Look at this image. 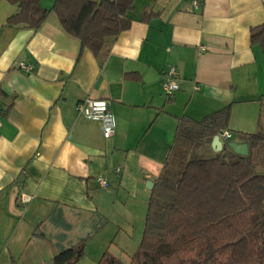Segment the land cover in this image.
<instances>
[{
  "label": "crops",
  "instance_id": "0c3cea01",
  "mask_svg": "<svg viewBox=\"0 0 264 264\" xmlns=\"http://www.w3.org/2000/svg\"><path fill=\"white\" fill-rule=\"evenodd\" d=\"M193 1L134 0L128 29L94 55L54 12L36 30L4 26L18 8L0 0V264H50L81 240L78 264H96L106 250L125 262L139 246L154 180L195 155L172 150L181 118L229 106L222 146L248 149L241 135L264 133V54L249 38L264 22V0ZM170 67L178 89L167 96L160 79ZM87 97L108 102L111 137L75 111ZM213 137L197 149L204 157L221 151Z\"/></svg>",
  "mask_w": 264,
  "mask_h": 264
},
{
  "label": "trees",
  "instance_id": "16d2710c",
  "mask_svg": "<svg viewBox=\"0 0 264 264\" xmlns=\"http://www.w3.org/2000/svg\"><path fill=\"white\" fill-rule=\"evenodd\" d=\"M7 1L18 9L4 26L36 30L54 12L80 51L97 55L128 29L126 12L134 0H53L50 8L40 0ZM249 38L264 54V22L250 28ZM228 116L225 106L200 120L181 118L172 150L199 149L204 137L227 127ZM241 136L248 142L246 155L224 144L215 156H190L175 175L162 172L150 191L137 250L127 262L106 250L96 264H264V174L255 171L251 152L264 136ZM84 247L81 240L55 253L50 264H78Z\"/></svg>",
  "mask_w": 264,
  "mask_h": 264
},
{
  "label": "built area",
  "instance_id": "2783aa9c",
  "mask_svg": "<svg viewBox=\"0 0 264 264\" xmlns=\"http://www.w3.org/2000/svg\"><path fill=\"white\" fill-rule=\"evenodd\" d=\"M197 3L198 2L196 0L193 1L194 5H197ZM17 66L18 68L26 72L30 71L31 69V65L21 61L17 63ZM176 75V69L174 67H170L161 76L160 84L163 89V92L167 96L171 95L174 91L178 89V84L175 81ZM74 109L78 114L88 119L99 121L101 133L104 138H109L113 135L115 129V121L112 112L108 106V102L105 99L87 97L82 100H78L74 105ZM217 136L221 141H227L231 137V132L227 129H222L218 131ZM96 180L102 186L107 185V181L102 176H97ZM28 199L29 197L24 194H21L19 196V201L22 203L27 201Z\"/></svg>",
  "mask_w": 264,
  "mask_h": 264
},
{
  "label": "rangeland",
  "instance_id": "374dc122",
  "mask_svg": "<svg viewBox=\"0 0 264 264\" xmlns=\"http://www.w3.org/2000/svg\"><path fill=\"white\" fill-rule=\"evenodd\" d=\"M261 127L264 128V114H262V117H261ZM260 134L262 136H264V133H262V131L259 129ZM259 147V150H257V148ZM255 151L257 150V153H252V159H253V162H254V157L255 156V160H258L257 163H258V166L264 168V139H262L258 145L256 147L253 148ZM179 151V153H186L188 152L189 150H183V149H176ZM206 153H203L201 152V150H195V156H205ZM219 154V153H217ZM257 158V159H256ZM127 262V261H125Z\"/></svg>",
  "mask_w": 264,
  "mask_h": 264
},
{
  "label": "water",
  "instance_id": "95a60500",
  "mask_svg": "<svg viewBox=\"0 0 264 264\" xmlns=\"http://www.w3.org/2000/svg\"><path fill=\"white\" fill-rule=\"evenodd\" d=\"M212 146H214L217 150L222 149V143L217 135L213 137ZM226 146L229 147L234 153L239 155L248 154L247 144L246 143H236L234 141H229L226 143ZM151 185V182L149 181Z\"/></svg>",
  "mask_w": 264,
  "mask_h": 264
}]
</instances>
